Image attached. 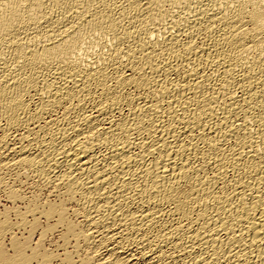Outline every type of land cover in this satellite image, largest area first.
<instances>
[{
	"label": "bare ground",
	"instance_id": "1",
	"mask_svg": "<svg viewBox=\"0 0 264 264\" xmlns=\"http://www.w3.org/2000/svg\"><path fill=\"white\" fill-rule=\"evenodd\" d=\"M0 192V264H264V0H0Z\"/></svg>",
	"mask_w": 264,
	"mask_h": 264
},
{
	"label": "rangeland",
	"instance_id": "2",
	"mask_svg": "<svg viewBox=\"0 0 264 264\" xmlns=\"http://www.w3.org/2000/svg\"><path fill=\"white\" fill-rule=\"evenodd\" d=\"M18 205L20 204V206L22 205V203L21 202H18L17 203ZM13 205V206H12ZM12 206V207H11ZM15 205L14 204H12V203H10L9 201H6L5 200V197H4V193L3 192H0V213H2L3 211H4V209H5V212L6 213H8V214H6L7 215V217L9 218V220H11V221H14V219L16 220V216H15V214H13L14 213V209H15V207H14ZM10 208V209H9ZM6 209H7V211H6ZM10 213V214H9ZM14 231H15V233H16V235H17V237L19 236L20 237V235H22L23 237L24 236H26L27 234H26V230H22L21 231V229H17V231H16V228L14 229ZM19 232V233H18ZM21 233H25L24 235L23 234H21ZM20 234V235H19ZM23 237H20V240H23ZM51 240V241H50ZM57 240V234L54 232V233H52V234H48L47 235V238H46V240H45V243H44V245L45 246H47L48 248H53L54 247V242ZM52 242V243H51ZM4 243H5V247L6 248H8V249H6L7 250V252H9V253H11V248L9 247V245L7 244L8 243V237H6V239L4 240ZM53 264H56V261H53Z\"/></svg>",
	"mask_w": 264,
	"mask_h": 264
}]
</instances>
